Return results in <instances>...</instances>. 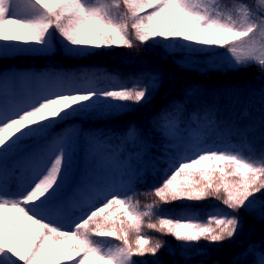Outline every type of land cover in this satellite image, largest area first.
<instances>
[{
    "label": "snow or ice",
    "instance_id": "1",
    "mask_svg": "<svg viewBox=\"0 0 264 264\" xmlns=\"http://www.w3.org/2000/svg\"><path fill=\"white\" fill-rule=\"evenodd\" d=\"M18 7H23L24 15H16ZM250 7L242 5L238 14H233L215 0H0V58L54 54L52 39L57 33L68 56L100 48L131 49L134 36L145 46L159 43L189 51H199L202 46L223 48L222 69L239 71L256 62L264 71V0L254 4L255 12ZM14 28L26 30L25 35L16 34ZM146 77L143 88L54 91L21 105L0 102V264H137L134 257H156L165 247L162 239L153 241L145 236L142 226L184 242L185 252L207 255L211 246L218 250L243 230L242 211L254 212L256 194L264 191V162L255 163L228 147L197 145L174 167L170 164V174L149 190L156 200L141 211L139 201L133 200L131 185L143 182L147 165L114 170L106 163V158L114 155L109 137L82 130L54 132L61 122L100 109L123 112L146 106L166 83L161 70ZM27 78L20 72H0L5 83ZM167 115L162 112L154 127L164 137H174L175 124L165 118ZM29 141L48 142L49 150L44 152V165L13 192L9 181L17 178L20 168L14 165L9 170L8 161L22 153L31 155ZM138 141L139 129L130 125L124 143ZM169 147L173 146H165V153ZM143 148L138 159L150 150L147 145ZM78 157L83 160L84 179L95 168L113 182L103 191L101 205L65 228L52 217V209L61 203ZM208 198L219 201L223 209L208 211L203 220L187 210L167 214L162 207ZM260 207L264 218V203ZM153 214L160 216L157 222L144 225V217ZM130 233L135 234L134 243H130ZM106 238L121 243L106 246L101 242ZM201 241L205 246H200Z\"/></svg>",
    "mask_w": 264,
    "mask_h": 264
},
{
    "label": "trees",
    "instance_id": "2",
    "mask_svg": "<svg viewBox=\"0 0 264 264\" xmlns=\"http://www.w3.org/2000/svg\"><path fill=\"white\" fill-rule=\"evenodd\" d=\"M218 1L223 4H231L235 1L251 3L249 0ZM118 53L115 51L102 52L99 55L84 59L79 64L60 62L61 64H49L45 67L44 65L23 66L24 64L19 62L20 66L16 65L15 69L9 71L34 72L39 70L41 74L49 75L50 78L53 75L61 76L67 72L68 76L62 79L59 85L71 89H80L85 86V82L81 79L84 76L79 74L83 69H87L89 73H103V81L112 83L119 90L123 88L131 90L140 84H146V74L152 72V70L141 71L133 66H128L127 62L129 61L125 58L126 56L135 58V55L142 54L134 48L124 47L121 50L119 49ZM8 60L1 59V66L5 65ZM177 67L175 64L170 67L164 63L158 65L156 70L164 72L166 83L146 106H135L132 110L123 112H110L107 109H100L90 116L80 115L63 121L54 129L55 133H62L69 127L75 128V126H78V130H82L83 133H102L110 138L112 149L120 158L119 161L131 160V169L142 168L147 165L146 170L143 172V182H133L131 185L135 190L133 200L139 201L141 211H146V205L152 204L156 200L154 196L149 194V190L154 186H158L166 174H170L172 170L170 164L174 167L180 159L192 154V148L200 145V143L186 137L179 143L177 148H174L172 143L165 140L161 131L154 127V124L159 123L157 118L164 111L168 113L166 119H186L184 116L187 115L189 125L198 135L203 137L202 143L212 147H228L232 152L240 153L242 157L255 163L264 162V71L261 70V67L253 65L245 68L246 71L230 70L224 73H200V75L191 74V76L188 73L184 74ZM5 70L7 69L1 68L0 72ZM242 71H244L243 74L240 73ZM257 74H260V77H257ZM130 125H135L139 129L141 141L125 144L124 134ZM153 129L157 130V136L160 135L164 139V142L161 143L163 151H159V154L151 152L155 146V139L148 137V135L151 134ZM36 143H39L42 147L48 142L36 141ZM143 145H147L150 150L143 155V159H138V155L144 151ZM169 145L173 146L174 149L169 147L168 152L165 153V146ZM76 164L77 160L75 166ZM19 168L20 172L17 174L23 173L21 167ZM13 182V184L9 183V188L15 192L18 189L16 179ZM256 200L257 207L254 212L242 211L241 213L244 217L243 230L234 240L227 242L237 245H244L249 241L260 243L259 247H254L256 249L254 255L250 256L245 263L243 262L244 264H255V257H260L261 251L264 250V225L260 223V228L255 226L251 228L253 229L251 233L250 231L247 232L251 220L264 221V219L257 217L261 216L259 215L262 211L260 205L264 203V191L256 194ZM102 203L103 200L99 199L93 200L87 206L79 205L72 212V216L61 218L64 227H70L74 223V217L82 218L87 215L89 209ZM143 203H145V206H142ZM172 203L176 206L162 205L167 214L175 215L187 210L197 215L201 220L204 219L208 211L218 207L223 209V205L214 198H208L204 201H176ZM52 217L55 218V208L52 209ZM155 217L160 218V216L153 214L151 217H144L143 223L152 221ZM142 233L153 241L157 238L162 239L165 242V247L160 250L156 257H143L137 264H140L143 260H147L148 264H154V262H158V264H182L198 259L200 256L194 250L185 252L182 247L184 242H178L170 235H160L146 226H142ZM131 234H129V240ZM108 239L114 246L121 243V241L112 238ZM200 246H205V242L201 241ZM211 247L213 250L209 252H212L214 257L217 246ZM261 247L262 250H260ZM239 264L241 263L239 262Z\"/></svg>",
    "mask_w": 264,
    "mask_h": 264
},
{
    "label": "rangeland",
    "instance_id": "3",
    "mask_svg": "<svg viewBox=\"0 0 264 264\" xmlns=\"http://www.w3.org/2000/svg\"><path fill=\"white\" fill-rule=\"evenodd\" d=\"M249 1H251V3L247 1H235L232 2L231 4H223L218 0H215V2L219 4L220 7L223 8L226 12L230 11L233 14H238V9L242 5L251 6L250 10L255 12L256 8L254 7V4L257 3L258 0H249ZM15 11H16V15L25 14L23 7H18L15 9ZM14 31L16 34H19L21 36H24L26 33V30L19 28H14ZM132 38L134 42L133 48L135 50H138L139 53L142 55H135V58H130L129 56H126L125 58L129 61L127 62L128 66H133L137 69H140L141 71H144L146 69H149L150 71L152 70V72L156 71V68H158V65L160 63L161 64L164 63L168 67H170L172 64H175L178 66L177 68H180V70L184 72V74L188 73V75L190 76L191 74L200 75V73L202 74L212 73V72L224 73L230 71L228 69H222L220 67V65L223 63L224 54L226 52V50L223 48L202 46L201 50L199 51H189L188 49L179 46L173 48H167L165 44H159V43L156 45L149 44L147 46L140 45L138 41H135L134 36ZM52 44L55 48V53L51 55L24 53V54L13 55L7 58H0V60L10 59L6 61V64L3 66H1L0 63L1 66L0 69L3 68L7 70H13L15 69L16 65L20 66L18 64L19 62L20 64H24L23 66L44 65L45 67L49 64H53V65L61 64L60 62H67L69 64L74 62L79 64L82 63L84 59L90 56L99 55L102 52L106 53L110 51H115L118 53V50L119 49L121 50V48H123V47L100 48V49H95L90 53L82 54L80 56H68L63 52L61 48V38H59L58 33L55 34V36L53 37ZM14 59H19V60H14ZM253 65H258V63L251 62L250 66ZM245 68H249V66L243 67L240 70H244ZM244 71L240 73L243 74ZM16 72L18 71L11 73H16ZM20 73L25 74L28 78L24 79L23 81H17L15 83L13 82L5 83L2 79H0V102L7 101L10 104L21 105L31 101L37 95L47 94L54 91H65L71 89L69 87L65 88L59 85L61 80L68 76L67 72H65L61 76L53 75L51 78L49 77V75L41 74L39 70L34 72L20 71ZM33 74L35 78H33ZM79 74H82L84 76L81 79H83V81L85 82V86L82 87L80 86L81 87L80 89L94 88L101 91L106 89L119 90L118 87L113 86L112 83L104 82L103 73L101 72L89 73L87 69H83L82 72H80ZM257 77H260V74H257ZM144 86L145 84H140L138 87L143 88ZM71 90H75V89H71ZM184 117L186 119L168 118V120L172 121L175 124V136L168 138L165 137V140L172 143L174 148H177L179 146V143L186 137H189L193 141L200 143V145L202 146L212 147L210 145L202 143L204 140L203 137L201 135H198L196 131L192 128V126L189 125V122H187L188 121L187 115H185ZM73 130H78V126H75V128L69 127L67 130L65 129V131L63 132L64 134H67L73 132ZM148 137H152L155 139L154 141L155 146L152 148L153 149V151H151L152 153L159 154L161 151H163L161 143L164 142V139L160 135L157 136L156 129H153V131L151 132V134L148 135ZM80 145L82 152L84 146V139L82 137H81ZM48 150H49L48 143H45L44 146L40 147V144L36 143V141H29L28 152L31 153V155L22 153L18 155L16 158L10 159L8 161L9 170H11L14 165H18L19 167H21L23 171V173L17 174L16 182L18 187H20L22 182L31 175L33 170L38 169L44 165V160L46 159V157L44 156V152ZM112 152L114 153V155L106 158L107 164H111L114 170L119 169L121 167H127L131 169L132 167L131 160L119 161L120 158L117 156L114 149H112ZM13 180L14 179H10L9 183L12 184ZM112 182L113 181L109 179V177L105 174V172L95 168L93 170L92 175L87 179H84L83 160L81 157H78L77 164L76 166H74L73 176L71 177L68 186L66 187L64 193L62 194V201L58 206L55 207V218L60 220L61 217L71 214V212L74 209H76L79 205L86 206L90 204L92 200H97L101 198L103 199L104 198L102 195L103 191ZM88 185H93L94 187L89 188ZM172 204L173 203H170V205ZM142 206H145V203H143ZM175 206L176 204L168 207H175ZM257 217L259 219H264L261 216H257ZM79 218L80 217H76L73 220L76 221ZM157 220H158L157 217H155L152 221H147V223L148 222L156 223ZM58 222L62 224L61 221ZM147 223H145L144 225H146ZM260 223L264 225V221L251 220L250 224L248 225L247 232L250 231L251 233L253 230L251 228L255 226L259 227ZM134 239H135V234L132 233L130 243H134ZM101 242L104 243L106 246L115 247L108 240V238L102 240ZM236 245L237 244L235 243L230 244L225 242L223 245L219 246V249L214 253V257L212 252H208L207 255H200L198 259H194L191 262H184L182 264H233L234 261L244 264L250 258V256L254 255L253 253H255L256 250L254 249V247H259L260 243L249 241L244 245L242 244L237 246ZM260 250H262V247L260 248ZM261 252L262 253L260 257L257 256L255 257L256 258L255 264H261V261L264 260V250ZM134 260L138 263L140 260H142V258L134 257Z\"/></svg>",
    "mask_w": 264,
    "mask_h": 264
}]
</instances>
